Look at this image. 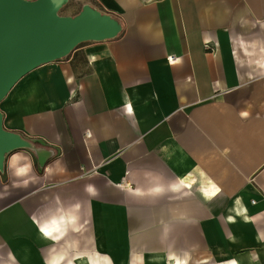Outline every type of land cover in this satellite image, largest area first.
I'll return each mask as SVG.
<instances>
[{"label": "crops", "instance_id": "1", "mask_svg": "<svg viewBox=\"0 0 264 264\" xmlns=\"http://www.w3.org/2000/svg\"><path fill=\"white\" fill-rule=\"evenodd\" d=\"M86 3L123 32L0 103L54 153L8 154L0 264H264V0Z\"/></svg>", "mask_w": 264, "mask_h": 264}, {"label": "water", "instance_id": "2", "mask_svg": "<svg viewBox=\"0 0 264 264\" xmlns=\"http://www.w3.org/2000/svg\"><path fill=\"white\" fill-rule=\"evenodd\" d=\"M71 0H0V103L35 68L68 56L81 43L116 38L123 24L86 3L77 15L62 8ZM34 150L41 165L54 155L19 132L8 130L0 108V171L8 154Z\"/></svg>", "mask_w": 264, "mask_h": 264}, {"label": "rangeland", "instance_id": "3", "mask_svg": "<svg viewBox=\"0 0 264 264\" xmlns=\"http://www.w3.org/2000/svg\"><path fill=\"white\" fill-rule=\"evenodd\" d=\"M76 1L77 0H71L62 8V13L66 15H76L79 12V7L77 6Z\"/></svg>", "mask_w": 264, "mask_h": 264}, {"label": "bare ground", "instance_id": "4", "mask_svg": "<svg viewBox=\"0 0 264 264\" xmlns=\"http://www.w3.org/2000/svg\"><path fill=\"white\" fill-rule=\"evenodd\" d=\"M32 90H33V86L32 85L31 86H25V87H23L22 89L19 90V95L20 96L29 95V94H31V92H33ZM208 192L210 194V193L213 192V190H209ZM241 206H243V205H241ZM82 262L85 263V264H89V260L87 258H84ZM233 262H236V260H233Z\"/></svg>", "mask_w": 264, "mask_h": 264}, {"label": "built area", "instance_id": "5", "mask_svg": "<svg viewBox=\"0 0 264 264\" xmlns=\"http://www.w3.org/2000/svg\"><path fill=\"white\" fill-rule=\"evenodd\" d=\"M209 44V43H208ZM173 61V59H171Z\"/></svg>", "mask_w": 264, "mask_h": 264}, {"label": "trees", "instance_id": "6", "mask_svg": "<svg viewBox=\"0 0 264 264\" xmlns=\"http://www.w3.org/2000/svg\"><path fill=\"white\" fill-rule=\"evenodd\" d=\"M79 13V12H78ZM77 15V14H76Z\"/></svg>", "mask_w": 264, "mask_h": 264}]
</instances>
